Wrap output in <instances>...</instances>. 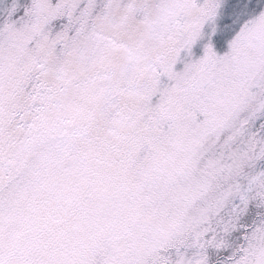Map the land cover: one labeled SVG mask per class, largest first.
Masks as SVG:
<instances>
[{
	"label": "snow or ice",
	"instance_id": "1",
	"mask_svg": "<svg viewBox=\"0 0 264 264\" xmlns=\"http://www.w3.org/2000/svg\"><path fill=\"white\" fill-rule=\"evenodd\" d=\"M0 264H264V0H0Z\"/></svg>",
	"mask_w": 264,
	"mask_h": 264
}]
</instances>
